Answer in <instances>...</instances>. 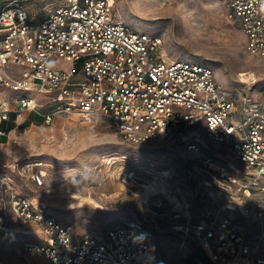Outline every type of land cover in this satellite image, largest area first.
<instances>
[{"label":"built area","instance_id":"2783aa9c","mask_svg":"<svg viewBox=\"0 0 264 264\" xmlns=\"http://www.w3.org/2000/svg\"><path fill=\"white\" fill-rule=\"evenodd\" d=\"M227 6L228 16L241 24L247 51L264 57V0H227ZM0 32V79L33 91L19 95L20 108L39 112L47 123L59 113L105 116L133 143L178 132L187 152L201 157L187 156V175L179 171L184 192L178 202L183 198L187 213L174 226L187 233L182 247L200 245L212 264H264V87H225L209 61L177 56L162 35L126 22L116 0H3ZM13 67L20 76L3 78ZM40 93L49 95L44 112L36 101ZM218 143L222 149L213 151ZM32 177L44 183L40 172ZM218 186L244 204L237 202L238 212L250 226L204 201ZM154 187L153 180L146 184L148 199ZM77 225L36 207L10 175L0 173L1 234L29 235L20 250L47 264H206L191 249L192 262L155 246L150 218L123 217L102 231Z\"/></svg>","mask_w":264,"mask_h":264},{"label":"rangeland","instance_id":"374dc122","mask_svg":"<svg viewBox=\"0 0 264 264\" xmlns=\"http://www.w3.org/2000/svg\"><path fill=\"white\" fill-rule=\"evenodd\" d=\"M116 12L130 25L162 35L175 55L209 61L225 87H264V57L247 51L240 22L228 16L227 0H116ZM7 73L3 78L20 76L17 67ZM28 92L33 91L16 90L0 79V115L7 112L5 119L13 121L12 113H16L15 125L0 129V139L5 136L0 140V173L10 175L15 187L36 207L66 221H76L77 230L102 231L107 224L127 216L150 218L157 227L155 246L168 248L169 257L191 260L194 254L182 247L186 246L187 233L174 226L185 222L187 208L183 198L180 203L175 195L184 192L180 163L186 162L187 156L190 160L201 157L187 152L179 133L133 143L105 116L87 119L59 113L47 123L39 112L20 108L18 97ZM48 98L45 93L36 96L43 112L49 109ZM177 144L182 145L180 153L175 150L179 149ZM219 145L211 146L212 150L221 148ZM162 149L168 154L157 153ZM172 156H178V164L163 165L164 159ZM228 158L242 165L236 156ZM132 170L136 172L133 178L128 176ZM33 172H40L44 183H36ZM152 180L155 195L148 199L145 187ZM215 188L209 190L204 201L240 218L237 202L241 201L236 202L223 187ZM160 194L167 198L162 204L157 200ZM176 212H180L179 217H174ZM248 216L256 218L254 213ZM27 237L0 232V264H47L43 256L20 250Z\"/></svg>","mask_w":264,"mask_h":264},{"label":"trees","instance_id":"16d2710c","mask_svg":"<svg viewBox=\"0 0 264 264\" xmlns=\"http://www.w3.org/2000/svg\"><path fill=\"white\" fill-rule=\"evenodd\" d=\"M15 116H16V113H12V120L14 121V119H15ZM10 119V118H9ZM10 119V120H11ZM13 121H7L5 118H3L1 121H0V129H2V130H9V129H11L14 125H15V123L13 122ZM3 139H5V136H3L0 140H3ZM161 143V142H160ZM222 149V148H221ZM167 152V151H166ZM166 152H164L163 151V149L162 150H160V151H157V153H159L160 155L161 154H168V152L166 153ZM173 154H174V152H173ZM153 160H155V159H153ZM165 161L163 162V165H170L169 164V160H170V157L169 158H165L164 159ZM178 161H180L178 158H176V160H174V164H178ZM167 166L165 167V168H167ZM179 167V169H180V172L182 173V174H186L187 175V172H188V170H187V164L186 163H180V165L178 166ZM195 200H197V199H195ZM241 219H242V221L244 222V224H246L247 226H250L251 225V221L250 220H248V218L247 217H243L242 215H241ZM189 246H190V249L192 250V252L194 253V254H196V255H198L199 257H201L202 259H204V261L205 262H208L205 258H207L210 262H208V263H211V260L209 259V257H208V255H207V253L205 252V250L200 246V245H197V244H189ZM191 262L193 261V257H192V259L190 260Z\"/></svg>","mask_w":264,"mask_h":264},{"label":"bare ground","instance_id":"6f19581e","mask_svg":"<svg viewBox=\"0 0 264 264\" xmlns=\"http://www.w3.org/2000/svg\"><path fill=\"white\" fill-rule=\"evenodd\" d=\"M242 74H245V73L243 72ZM155 182H156V181H155ZM175 197H176V201H179V198H178V196H177V195H175Z\"/></svg>","mask_w":264,"mask_h":264}]
</instances>
